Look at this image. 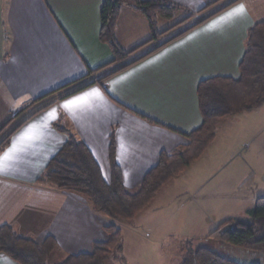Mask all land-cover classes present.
<instances>
[{
    "label": "crops",
    "instance_id": "1",
    "mask_svg": "<svg viewBox=\"0 0 264 264\" xmlns=\"http://www.w3.org/2000/svg\"><path fill=\"white\" fill-rule=\"evenodd\" d=\"M103 1L0 0V118L7 122L24 111V120L39 111L12 134L0 152L34 126V139L21 146L0 171V226L11 225L20 236L38 243L53 237L58 244V260L91 253L95 243L108 239L106 228L111 223L94 211L85 196L38 181L68 139L75 137L88 146L109 181V144L114 133L124 186L128 191L136 190L158 163L161 152L186 145L184 134L201 125L199 82L214 76L237 77L247 30L264 21L258 18L261 9L255 8L234 18V25L227 21L215 25L213 17L165 43L191 25L188 22L172 37L162 36L157 43L138 50L132 58L165 43L101 85L97 80L115 68L112 65L98 71L114 60L110 46L99 37ZM169 1L192 11L204 7L203 0ZM261 2L257 0L258 6ZM236 34L240 36L235 38ZM150 37L145 16L122 7L116 25L120 46L131 51ZM228 61L233 68L217 67L219 62ZM83 86L87 87L68 95ZM128 95L144 99L145 106L129 102ZM80 97L85 99L71 111L62 107ZM150 228L145 229L155 230ZM136 250L126 251L127 264H167L169 254L165 252L150 251V255L149 251ZM0 264L19 263L2 253Z\"/></svg>",
    "mask_w": 264,
    "mask_h": 264
},
{
    "label": "trees",
    "instance_id": "2",
    "mask_svg": "<svg viewBox=\"0 0 264 264\" xmlns=\"http://www.w3.org/2000/svg\"><path fill=\"white\" fill-rule=\"evenodd\" d=\"M236 1L239 0L232 2ZM122 7L142 13L148 21L151 33L146 43L131 51L124 50L116 38V25ZM205 8L195 12L169 0H104L100 10L99 37L102 42L110 46L114 60L110 65L98 71L112 65H115V68L105 72L97 82L102 85V82L109 76L129 68L165 43L208 21L221 10L202 15ZM178 11L185 12L188 16L177 26L184 25L195 15L201 14L191 25L178 31L165 43L156 45L153 50L144 55L132 58L138 50L148 44L157 43L164 33L170 31L169 28L165 32H160L158 20L160 18L171 19ZM75 82L77 81L73 83ZM91 84H95V81ZM197 95L202 115L201 125L184 134L188 140L186 145L172 152H161L158 163L146 173L133 193L124 186L122 171L116 161L114 133L111 134L109 144L111 164L109 181L104 178L101 167L88 146L75 137H70L61 151L50 160L38 181L52 185L59 190L85 196L95 212L106 216L111 221L106 228L108 239L105 242L95 243L91 253L67 255L61 259L59 264H105L112 253L122 250V233L119 224L136 218L154 200L164 185L182 174L202 156L216 138V131L222 121L231 116L257 110L264 105V21L254 23L247 30L245 49L239 64V75L237 77L214 76L204 79L198 84ZM44 98L46 96L39 100ZM23 113L24 111H20L8 120L5 128ZM35 113L22 120L5 137L0 138V152L7 146L12 134ZM250 214L252 217L250 222L230 219L221 223L208 236V240L218 248L221 245H227L254 253H264V197L258 200ZM217 247L201 245L193 251H187L181 264H242L218 251ZM57 250L58 244L53 237L49 236L42 243H38L32 238L20 236L11 225L0 226V254L7 255L19 264H48L49 259L55 255Z\"/></svg>",
    "mask_w": 264,
    "mask_h": 264
},
{
    "label": "rangeland",
    "instance_id": "3",
    "mask_svg": "<svg viewBox=\"0 0 264 264\" xmlns=\"http://www.w3.org/2000/svg\"><path fill=\"white\" fill-rule=\"evenodd\" d=\"M232 1L234 0H203V8H206L202 15L221 9L210 18L216 17L213 23L221 25L227 21L229 25H234L232 20L239 17H229L228 13L243 5L248 12L254 8L261 9L262 14L258 18L264 20V3L261 2V6H258L257 0ZM199 15H195L189 22H193ZM187 16V13L178 11L171 19L160 18L159 31L170 28V31L162 35L163 38L172 37L182 26L177 24ZM243 32L245 33L244 30ZM239 36L234 35L235 38ZM230 40L231 38L228 42ZM233 41L237 43L240 39ZM232 65L230 61L219 62L217 67L233 68ZM127 100L134 105L145 106L144 99L138 96L128 95ZM171 100L175 102L177 98ZM21 116L16 118L17 120L14 119L7 128V122L2 119L4 126L0 129L1 139L21 122ZM262 197L264 105L257 110L231 116L222 121L216 131V138L203 155L182 174L164 185L142 213L121 225L122 254L120 255L121 251L112 253L105 264H127L129 254L127 257L125 253H132L134 249L149 251L150 255V251L165 252L169 254L167 264H181L187 251H193L201 245L217 247L208 240V236L221 223L230 219L252 221L250 212ZM147 227L155 230L151 232L145 229ZM217 249L242 264H264V253H254L227 245H221ZM60 261L61 259L58 260L53 255L48 264H59ZM157 261L159 262L158 259Z\"/></svg>",
    "mask_w": 264,
    "mask_h": 264
},
{
    "label": "snow or ice",
    "instance_id": "4",
    "mask_svg": "<svg viewBox=\"0 0 264 264\" xmlns=\"http://www.w3.org/2000/svg\"><path fill=\"white\" fill-rule=\"evenodd\" d=\"M246 15V8L243 5H239L237 8L228 13L229 17H240ZM95 95V93H93ZM85 99L84 97L77 98L66 102L62 107L71 111L74 107L78 106L80 101ZM34 126H30L19 137H17L10 147L3 153H0V171L5 170V164L10 161L13 156L21 150V146H26L27 142L34 139Z\"/></svg>",
    "mask_w": 264,
    "mask_h": 264
},
{
    "label": "built area",
    "instance_id": "5",
    "mask_svg": "<svg viewBox=\"0 0 264 264\" xmlns=\"http://www.w3.org/2000/svg\"><path fill=\"white\" fill-rule=\"evenodd\" d=\"M4 126L3 120L0 118V129Z\"/></svg>",
    "mask_w": 264,
    "mask_h": 264
}]
</instances>
